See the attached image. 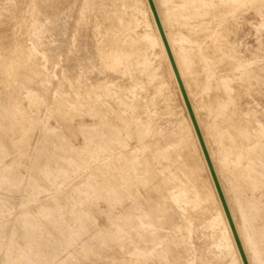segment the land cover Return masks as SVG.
<instances>
[{
	"label": "bare ground",
	"instance_id": "bare-ground-1",
	"mask_svg": "<svg viewBox=\"0 0 264 264\" xmlns=\"http://www.w3.org/2000/svg\"><path fill=\"white\" fill-rule=\"evenodd\" d=\"M153 1L264 264V0ZM204 170L149 0H0V264H245Z\"/></svg>",
	"mask_w": 264,
	"mask_h": 264
},
{
	"label": "water",
	"instance_id": "water-1",
	"mask_svg": "<svg viewBox=\"0 0 264 264\" xmlns=\"http://www.w3.org/2000/svg\"><path fill=\"white\" fill-rule=\"evenodd\" d=\"M150 1V5L152 7V10L154 12V15H155V18H156V21H157V24L159 26V29H160V32L162 34V37H163V40L165 42V45H166V48H167V51L169 53V56H170V59H171V62H172V65H173V68L175 70V73L177 75V78H178V81H179V84H180V87H181V90L183 92V95H184V98H185V101H186V104L188 106V109H189V112L191 114V117H192V120L194 122V125H195V128H196V131L198 133V136H199V139H200V142H201V145H202V148L204 150V153H205V156H206V159L208 161V164H209V167H210V170H211V173H212V176L214 178V181H215V184L217 186V189H218V192L220 194V197H221V200H222V203L224 205V208H225V211H226V214L228 216V219H229V222H230V225L232 227V230L234 232V235H235V238H236V241H237V244L239 246V249H240V252L242 254V257H243V260H244V263L245 264H249L248 260H247V257H246V254L244 252V249H243V246L241 244V241H240V238L238 236V233H237V230H236V227L234 225V222H233V219H232V216H231V213H230V210L228 208V205L226 203V200H225V197H224V194L222 192V189H221V186H220V183L218 181V177L216 175V172L214 170V167H213V164H212V161L210 159V155L208 153V150H207V147H206V144L204 142V139H203V136L201 134V131H200V128H199V125L197 123V120H196V117L194 115V112H193V109H192V106H191V103H190V100L188 98V95H187V92H186V89L184 87V84L182 82V79L180 77V74H179V71H178V68H177V65H176V62L174 60V57H173V54H172V51L170 49V46H169V43H168V40L166 38V35H165V32L163 30V27H162V24H161V21H160V18L158 16V12L156 10V7H155V4H154V1L153 0H149Z\"/></svg>",
	"mask_w": 264,
	"mask_h": 264
},
{
	"label": "rangeland",
	"instance_id": "rangeland-1",
	"mask_svg": "<svg viewBox=\"0 0 264 264\" xmlns=\"http://www.w3.org/2000/svg\"><path fill=\"white\" fill-rule=\"evenodd\" d=\"M257 98H258L259 102L261 103V105H262L263 108H264V99H263L261 96H259V97H257ZM202 175L204 176V179L214 181V178H213L212 173H211L210 171L204 170V171L202 172ZM211 176H212V177H211ZM216 190L218 191L217 187H216ZM218 198H219V201H220L221 209H223L224 213L226 214V211H225L224 205H223V203H222V200H221V197H220L219 192H218ZM226 215H227V214H226ZM232 231H233V230H232ZM242 259H243V257H242Z\"/></svg>",
	"mask_w": 264,
	"mask_h": 264
}]
</instances>
